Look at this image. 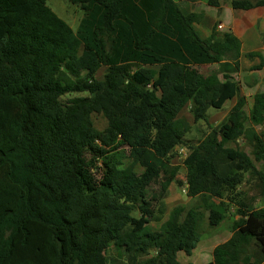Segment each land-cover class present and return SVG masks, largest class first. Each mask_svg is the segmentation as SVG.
<instances>
[{
    "label": "trees",
    "instance_id": "obj_1",
    "mask_svg": "<svg viewBox=\"0 0 264 264\" xmlns=\"http://www.w3.org/2000/svg\"><path fill=\"white\" fill-rule=\"evenodd\" d=\"M70 1L84 11L76 32L46 0H0V264H110L111 245L130 264H182L180 250L191 255L206 220L218 228L232 206L233 234L207 264H264V211L241 190L255 172L264 196V170L256 169V161L264 165V134L256 129L264 126V91L248 114L235 78L241 39L231 31L203 38L198 15L176 0ZM230 2L245 11L264 6ZM212 64L218 74L192 68ZM100 65L109 68L103 88ZM100 89L73 107L61 100ZM235 98L185 159L187 193L198 203L173 208L160 228L129 230L135 210L154 212L143 197L153 183L166 197L163 168L194 126L182 110L191 104L195 123L208 121L211 108ZM96 103L104 129L93 120ZM240 138L251 154L229 147ZM125 147L129 164L119 157Z\"/></svg>",
    "mask_w": 264,
    "mask_h": 264
},
{
    "label": "rangeland",
    "instance_id": "obj_2",
    "mask_svg": "<svg viewBox=\"0 0 264 264\" xmlns=\"http://www.w3.org/2000/svg\"><path fill=\"white\" fill-rule=\"evenodd\" d=\"M180 8L188 13H196L199 20L194 23V26L198 33L206 38L211 35L221 36L226 31H233L243 37L242 42L249 44L248 50H243V56L241 60V70L235 74V78L240 84V94L247 99L245 106L246 112L249 114L253 106L254 95L264 90V10L252 9L250 11L236 10L231 6L230 0H221L220 7H213L208 4V0H196L195 2L176 0ZM47 4L64 20H66L74 32L77 31L80 21L84 15V11L76 4H73L70 0H46ZM77 37H73V47L81 54L83 52V45L77 43ZM258 51L262 56H249L250 52ZM192 68L195 71L207 74L219 73L220 68L218 64L212 65H193ZM109 71V68L105 65H100L96 73V81L103 88L105 84V77ZM101 90L97 92H82L71 93L64 95L61 100L65 104V107H73L76 104H80L85 98H95L101 93ZM237 98L226 102L222 109L211 108L208 112V121H199L195 123L194 115L191 111V104H188L180 113V116L186 117L194 126L192 130L186 135V142L176 147L173 151L170 162L163 168V178H170L168 181L169 188L166 192V197L162 194V190L158 183H153L148 191L143 195L145 199H149L153 203V213H144L141 210H135L133 212V219L128 226L129 230L139 229L146 225L153 228H160L168 219L170 212L177 206H183L188 210L195 206L197 198L190 197L187 193V169L185 167V159L190 153V146L199 142L206 133H208L213 127H219L225 120L230 110L236 103ZM93 120L95 126L98 129H104L107 125V119L105 118L102 109L98 103L94 107ZM247 125H251L248 121ZM256 129L263 135L264 126H256ZM229 147L234 151L236 149H243L248 154H251V147L245 142L244 139H238L230 142ZM232 157H236V153L233 152ZM119 157H122L124 163H131L132 158L128 155L127 148H122ZM254 158V157H253ZM263 163L256 161V169L264 170ZM137 171L142 172L143 168L137 166ZM99 175V174H98ZM245 192V198L247 199L251 208L259 211H264V196L262 195V188L256 178V173L249 172L246 175V182L243 183L241 188ZM156 197L161 198L156 200ZM163 203L165 209H162ZM159 217V218H157ZM239 218L236 213V208L231 207L230 214L227 217L225 223L222 226L209 229L208 222L204 223V232L201 236V240L198 246L191 255L185 253L184 250H180L178 253V259L182 264H207L213 260L214 248L226 241L232 234L233 223L235 219ZM109 257L117 259L110 264H130L125 260H121L118 256V252L114 245H111L105 252Z\"/></svg>",
    "mask_w": 264,
    "mask_h": 264
},
{
    "label": "crops",
    "instance_id": "obj_3",
    "mask_svg": "<svg viewBox=\"0 0 264 264\" xmlns=\"http://www.w3.org/2000/svg\"><path fill=\"white\" fill-rule=\"evenodd\" d=\"M254 9H263L264 10V6H262V7H256V8H254ZM237 10V9H236ZM252 10V9H251ZM245 11V10H244ZM246 11H250V10H246ZM232 33H233V31H231ZM236 36H238L240 39H243V37H241L240 35H238V34H236V33H234ZM209 37V36H208ZM204 38V37H203ZM207 38V37H206ZM242 41V40H241ZM245 46H246V49L248 50V47H249V44H245V43H243L242 42V56H243V50H245ZM261 56L263 57V55L261 54ZM241 60H242V57H241ZM242 64V63H241ZM242 66V65H241ZM264 91V90H263ZM253 100H254V98H253ZM238 219V218H237ZM236 220V219H235ZM226 221V220H225ZM225 221L223 222V223H225ZM223 225V224H222ZM221 225V226H222ZM220 227V226H219ZM232 234H233V231H232ZM232 234H231V236H232ZM231 236L228 238V239H230L231 238ZM227 239V240H228ZM226 240V241H227ZM225 242V241H224Z\"/></svg>",
    "mask_w": 264,
    "mask_h": 264
}]
</instances>
